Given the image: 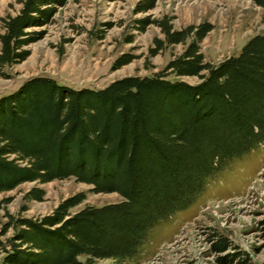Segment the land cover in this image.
Masks as SVG:
<instances>
[{"label":"trees","instance_id":"16d2710c","mask_svg":"<svg viewBox=\"0 0 264 264\" xmlns=\"http://www.w3.org/2000/svg\"><path fill=\"white\" fill-rule=\"evenodd\" d=\"M66 1L21 0L18 13L2 20L0 67L23 61L25 39L37 36L25 30L48 24ZM249 1L264 9V0ZM153 3L140 0L135 11L146 12ZM135 24L143 29L149 22L141 18ZM156 25L163 39L153 40L149 56L169 45L184 46L162 72L124 77L100 90H72L35 77L0 97V192L24 182L73 178L92 186L91 192L122 198L69 214L82 201L76 194L38 220L10 219L0 228V236L9 227L13 231L0 242V264L130 259L148 230L190 205L205 178L264 143V34L246 41L237 56L211 65L202 62L198 48L208 24L173 30L163 18ZM132 59L121 55L112 69ZM169 74L200 82H170ZM42 195L31 188L24 199L40 201ZM214 239L215 252L230 248L225 238ZM241 255L236 264L246 262Z\"/></svg>","mask_w":264,"mask_h":264},{"label":"rangeland","instance_id":"374dc122","mask_svg":"<svg viewBox=\"0 0 264 264\" xmlns=\"http://www.w3.org/2000/svg\"><path fill=\"white\" fill-rule=\"evenodd\" d=\"M140 0H67L56 8L50 22L25 30L20 49L27 52L21 62L0 67V97L14 92L22 83L45 77L72 90H100L124 77H151L164 71L168 61L179 55L183 45H169L154 56L148 55L154 39H163L156 22L168 19L173 30L202 23L210 31L198 43L202 62L216 65L235 57L246 41L264 34V9L249 0H153V7L135 11ZM21 0H0L2 20L18 13ZM147 18L149 24L137 29L135 21ZM129 40V42H127ZM190 39L185 42L188 43ZM133 59L116 69L121 55ZM166 80L197 85V77ZM11 158V157H9ZM19 166L23 163L17 162ZM42 190L40 201L24 199L31 189ZM92 186L73 178L48 183L24 182L0 192V228L10 219L38 220L49 215L62 200L81 194L82 201L68 210L73 214L84 207L116 204V193H94ZM12 228L0 236L4 242ZM212 236L225 238L230 248L213 250ZM24 249V248H22ZM235 255L231 263L219 259ZM264 264V143L231 159L205 178L202 192L184 210L172 213L150 230L130 259H94L92 264ZM84 261L85 257L79 256Z\"/></svg>","mask_w":264,"mask_h":264}]
</instances>
